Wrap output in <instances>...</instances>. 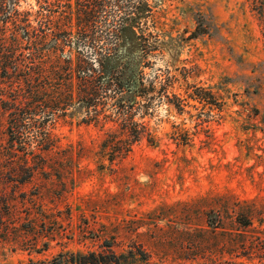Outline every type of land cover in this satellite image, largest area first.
<instances>
[{"label": "rangeland", "instance_id": "1", "mask_svg": "<svg viewBox=\"0 0 264 264\" xmlns=\"http://www.w3.org/2000/svg\"><path fill=\"white\" fill-rule=\"evenodd\" d=\"M2 146L0 264H264V0H0Z\"/></svg>", "mask_w": 264, "mask_h": 264}, {"label": "trees", "instance_id": "2", "mask_svg": "<svg viewBox=\"0 0 264 264\" xmlns=\"http://www.w3.org/2000/svg\"><path fill=\"white\" fill-rule=\"evenodd\" d=\"M105 63L108 64V66H105L106 67L105 76L113 78L114 67L109 65V63L107 62ZM18 68L19 67L17 66L13 67V69L15 70H17ZM130 72H131L130 76H128V73L127 74L124 73L123 76H121V79L120 77H118L117 79L120 82V84H122L123 86H126L132 94L134 93L135 88L137 90V87L140 84V79L137 76V71L131 70ZM101 79L102 77H100L98 81L101 82L100 81ZM84 82L90 84L91 81L89 82V79L86 76V78H84ZM90 94H92V92ZM89 104L92 105L91 103ZM10 109H11L10 117L8 119V123H9L8 129L10 131L11 139H12L10 140L14 143H15V140L17 141L19 140L21 144L20 146H23L22 145L23 141L20 140L21 136L24 134L22 129L23 127L29 129V127L32 126L33 123L25 122L26 118L21 116V113H20L21 109L19 105L15 104L13 107H10ZM24 113L25 112H23V114ZM30 114L32 115V112H30ZM33 115L34 116H30V117H35V113ZM41 135L42 134L40 132V134H36L35 138ZM43 149L47 150L48 147H44ZM6 150L7 148L5 146H2V148H0V156L4 155ZM21 150L23 151L25 155L33 154V157H35V153H36L35 151H30L26 147H22ZM11 151L12 153H15V151L17 152V150H11ZM112 151L114 153L117 152L118 155H120L121 157H124V155L128 154V152H130L131 149L130 148H126L125 150L124 149H113ZM111 156H112L111 160L114 159L113 154H111ZM107 246L109 247L108 251H90V252L78 251V252H71V253H60L57 257L52 259L50 263L48 264H134V258L135 260H139L138 258H140L141 260H146V255L144 251L142 250L139 251V255H141L139 257L138 253H134L133 250H129L126 253H117L111 249L110 244H107ZM31 264H46V262L43 261L40 263H31Z\"/></svg>", "mask_w": 264, "mask_h": 264}]
</instances>
